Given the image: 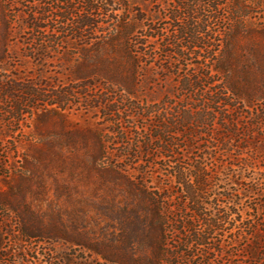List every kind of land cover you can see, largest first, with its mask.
Wrapping results in <instances>:
<instances>
[{
	"label": "trees",
	"instance_id": "16d2710c",
	"mask_svg": "<svg viewBox=\"0 0 264 264\" xmlns=\"http://www.w3.org/2000/svg\"><path fill=\"white\" fill-rule=\"evenodd\" d=\"M37 2L17 28L19 33L27 31L23 33L36 44L24 47L25 60L48 61L49 52H58L59 38L71 33L80 46L74 57L69 52L63 58L69 67L68 86L44 84L42 70L37 74L40 83L16 74L18 65L9 43L19 33L12 31L7 8L0 5V112L15 122L36 116L35 138L42 144L33 155L36 159L52 156L59 165L65 160L66 146L75 151L70 160H85L69 164V171L97 174L131 197L126 207L112 209L108 218L114 225L97 237L89 230L79 233L73 224L65 225L60 212L46 222L26 203L25 190L0 192V212L13 214L18 221L19 250L14 257L26 263L33 256L38 264L39 253L24 250L21 244L37 241L45 247L48 240L70 242L96 257L99 264H170L174 253L218 252L213 236L229 223L222 215L224 196L216 191L221 182L219 168L211 171L205 160L186 164L180 159L196 152L201 158L214 159L218 150L225 157L241 152L238 156L247 168L258 161L259 149L253 145L257 138L264 141V0ZM161 81L169 82L166 94L172 100H155L163 93L157 89L144 105L143 92L156 89ZM175 86L185 96H174ZM73 111L87 119L99 117L115 128L134 119L160 121L150 126L147 136L137 129L132 142L119 139L120 158L130 165L118 167L105 161L109 160L106 140L90 130H67ZM6 137L0 132V140ZM248 150L251 155L244 156ZM145 158L146 164L151 159L172 164L165 166L170 169L169 184L162 190L149 187L142 166H136ZM34 168L26 162L28 174ZM21 178L29 177L22 173ZM53 180L58 191L60 180ZM250 184L249 192L255 186L262 191L264 180ZM113 203L112 208L120 205L115 198ZM231 214L239 217L237 212ZM240 221L249 241L243 248V263L264 264V219L251 214ZM171 234L177 239L173 246ZM2 246L0 235V258L6 257Z\"/></svg>",
	"mask_w": 264,
	"mask_h": 264
},
{
	"label": "rangeland",
	"instance_id": "374dc122",
	"mask_svg": "<svg viewBox=\"0 0 264 264\" xmlns=\"http://www.w3.org/2000/svg\"><path fill=\"white\" fill-rule=\"evenodd\" d=\"M37 3V0H0V5L7 8L13 32L19 33L17 30L19 22L24 20L32 9L37 8ZM77 9L79 10L80 7ZM50 18H53L52 14ZM54 24L57 25V23ZM161 27L167 28V25L162 24ZM23 32L27 31L24 30L22 33L20 31L16 39L11 37L9 43L10 52L18 65L16 74L27 80L40 83L37 74L42 70L45 75L44 84L68 86L69 67H67L63 58L69 52L72 57L75 56L74 53L77 47L80 46L79 41L71 33L64 34L57 41L60 44L58 52L48 53V61H26L23 54L25 51L24 47L35 48L36 44L35 41H32V36L29 37L27 33ZM29 44L31 47H29ZM157 56L160 61L161 54ZM190 71L192 72L193 69ZM168 83L161 81L156 89L151 87L145 90L141 95L144 105L148 103L149 96L156 93L154 91H157V89L163 90V93L157 94L155 100L164 99L171 101L172 98L166 94L170 90L169 88L166 89ZM172 94L178 98L185 96L179 91L178 86H175ZM159 121V118L156 120L154 117L149 122L134 119L130 120V122L126 121L124 125H119L115 128L99 117L92 116V118L87 119L81 113L73 111V114L68 119L67 130L69 132L90 130L97 138L106 140L109 160L105 161L109 162L110 165L126 167L130 165V162L120 158L119 154L122 147L118 143L119 139L124 137L132 142L135 136L134 132L137 129L138 132L147 136L146 134L151 132L150 126L153 124L157 125ZM37 124L36 116L35 119L26 117L20 122H15L11 117L6 116L4 112H0V132L1 134H7L5 140H0V192L6 193L10 190L15 193V190L16 192L25 190L27 194L26 203L46 222L60 212L62 215L61 220L65 225L71 226L73 224L79 233L89 230L98 237L109 225H114L108 218L111 216L112 209L119 210L122 207H126V201L131 196H127L121 189L113 188L111 182L97 174H88L87 172H82L81 169L74 172L69 171V167H67L69 164H79L85 160H70L75 155V151L66 148V146L62 150L65 160H60L59 165L58 161L53 160L52 156L45 159L33 157L38 150H41L42 145L35 138ZM143 126L144 129H142ZM132 127L136 128L132 129ZM210 147L212 148V145ZM253 147L259 149L256 157L258 161L256 164L253 163V167L249 168H247L244 161H241L244 159L238 156L241 152L233 153L231 157H225L222 152L217 150L218 157L212 159L210 156L201 158L199 157L201 154L194 151L196 153L190 154L191 158L189 153H187L186 157L180 159L186 164H191L193 160H205L211 171H216L219 168L221 182L216 191L220 197L224 196L222 198L224 201L222 215L228 217L229 223L224 225L222 232L218 231L213 236V242H215L213 245L219 248L218 252L207 253L197 249L194 253L188 251L184 255L174 253V256L168 259L170 264H245L243 263V248L249 241L244 237V232L247 230L246 226H242L240 220L243 218L247 220L251 214L254 216L259 215L260 220L264 219V187L260 191L255 186V191L249 192L252 188L251 182H263L264 180V141L257 138ZM53 152L55 151H49V154H53ZM251 153V150H248V154L246 153L244 156L251 155ZM79 154L83 155V152L80 151ZM156 156L157 154H155ZM146 159L139 160L136 166H142L140 170L141 172L144 171L143 177L148 182L149 187L162 190L169 184L166 174L167 170L170 169L165 166L172 164L170 162H161L160 160L162 159H158V161L147 160L152 163L146 164ZM248 159L250 158L248 157ZM26 162H32L35 165L32 175L25 171ZM61 167L66 168V171L59 172ZM157 168L161 169L160 173L153 172ZM22 173L29 178L23 180L21 178ZM53 177H58L60 180L58 191L56 190ZM114 198L120 205H115V208H112L114 206ZM231 211L237 212L239 217L235 214L232 215ZM17 224L18 221L15 215L8 214L5 210L0 212V235L3 238L1 254L6 255L4 258H0V264H35L33 263V256L26 263H22L14 257V254L19 250L16 244V237L18 236ZM109 231L111 232L112 230ZM68 232L70 234L74 233L71 228L68 229ZM116 233H119L118 228ZM174 238L172 234L169 236L171 245L175 243L174 240H177ZM36 242L34 244L24 242L21 244V248L38 252L40 257L38 264H99L96 257L87 256L84 250L73 246L70 242L48 240L45 247H40L39 243ZM191 255L198 257L195 261H191L189 259Z\"/></svg>",
	"mask_w": 264,
	"mask_h": 264
}]
</instances>
